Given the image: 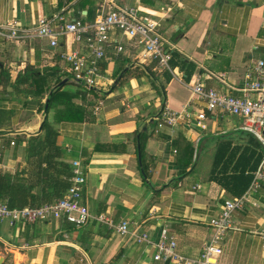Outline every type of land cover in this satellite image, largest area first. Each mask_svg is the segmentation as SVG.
Wrapping results in <instances>:
<instances>
[{
	"label": "crops",
	"instance_id": "0c3cea01",
	"mask_svg": "<svg viewBox=\"0 0 264 264\" xmlns=\"http://www.w3.org/2000/svg\"><path fill=\"white\" fill-rule=\"evenodd\" d=\"M113 5L139 8L162 20L170 65L181 81L156 70L124 37L113 36L124 50L115 55L109 48L101 64L109 87L88 92L76 85L79 89L72 91L82 93L73 100L85 109L82 120L67 118L60 102L47 113L63 161H80L86 174L82 201L92 218L80 228L64 219L0 222V264H172L153 259L164 228L176 239L179 255L196 259L211 235L210 219L225 200L238 197L222 179L232 175L235 163L257 140L241 129L239 118L205 111L192 88L199 80L207 89L240 95L246 73L264 60V0H0V25L16 20L29 28L54 16L61 23L93 22ZM75 49L85 52L69 38H60L57 47L46 39L0 38L1 170L25 167L26 140L8 149L4 144L40 134L46 117L39 109L47 95L27 98L14 82L30 73L46 77L50 88L70 79L59 54ZM123 68L130 72L118 82L115 75ZM164 108L187 111L192 121L160 128L154 119ZM201 111L205 119L197 122ZM144 132L142 162L137 138ZM252 201L257 207L248 204L232 215L235 229L223 237L222 264H264V182ZM98 215L113 225L128 221L129 234H118L96 220ZM134 231L147 233L149 243H137Z\"/></svg>",
	"mask_w": 264,
	"mask_h": 264
},
{
	"label": "built area",
	"instance_id": "2783aa9c",
	"mask_svg": "<svg viewBox=\"0 0 264 264\" xmlns=\"http://www.w3.org/2000/svg\"><path fill=\"white\" fill-rule=\"evenodd\" d=\"M118 34L124 37L131 46L139 48L144 60L155 63V69L168 72L181 81L178 74L171 68L172 54L163 35L162 20L153 19L142 14L139 8L111 6L107 11L98 12L93 22L73 20L61 23L57 16L42 18L35 25L25 28L18 21L11 20L0 25V38L9 42H21L31 39H46L50 46L57 47L60 38H69L73 44L83 48L80 50L62 51L60 60L66 65V72L72 82L86 90L108 88L110 82L101 73V64L109 48L115 55L124 50L123 44L113 37ZM219 80H221L219 78ZM222 81V80H221ZM193 94L204 103L207 112L222 111L241 120V129L256 138L263 149V157L254 173L252 182L246 192L232 199L225 200L220 213L210 219L208 226L211 235L203 245L196 259H187L176 252V239L164 228L155 244V261L172 264H222L223 237L235 228L232 215L243 210L252 201L261 183L264 182V60H258L246 73L243 86L238 89L240 95L230 92L207 89L199 80L192 88ZM205 111L195 117L197 122L205 119ZM154 120L158 127H173L180 122L190 123L192 116L187 111L173 112L164 108ZM14 142H11V146ZM72 177L70 186L63 198L47 203L38 208L10 209L0 203V222L32 224L50 220L64 219L75 228L83 227L92 216L82 201L86 174L80 161H72ZM96 220L113 227L120 235L129 234L128 221L113 225L103 215L94 217ZM137 243H149L147 233H131ZM264 238V230L260 234Z\"/></svg>",
	"mask_w": 264,
	"mask_h": 264
},
{
	"label": "trees",
	"instance_id": "16d2710c",
	"mask_svg": "<svg viewBox=\"0 0 264 264\" xmlns=\"http://www.w3.org/2000/svg\"><path fill=\"white\" fill-rule=\"evenodd\" d=\"M146 71L151 74L150 69H146ZM129 72L130 69L126 71H124V68L121 69L115 75V80L120 82ZM69 82L70 79H67L62 84L63 81L59 80L53 88H50L46 77H38L37 74L36 79L34 73H30L18 77L13 84L15 90L25 94L27 98L41 100L44 95H47L48 107L45 110V104H43L39 109L46 116L40 134L28 137L25 135L16 136V141L9 139L4 144V149H8L11 142H14V145H20L26 140L24 147L25 167L19 164L14 172L0 169V203L6 204L10 209L41 207L44 204L63 198L70 186L71 165L63 161L64 150L57 142V131L47 118V113L55 102L65 105L67 109L63 113L67 114V118L82 120L84 117L85 109L73 103V100L79 98L82 93L81 91L72 93V91L66 90L65 87L68 84L77 85L74 82ZM77 86L83 88L80 85ZM92 90L94 89H90L88 92H92ZM146 139L145 132L140 133L137 138L142 162ZM254 146V151L245 152L244 157L235 163L232 175L222 179V184L226 190L234 196L239 197L245 193L252 182L254 171H256L262 160L263 149L260 148L257 141ZM248 169L253 172L247 173ZM214 179L216 178L214 177Z\"/></svg>",
	"mask_w": 264,
	"mask_h": 264
},
{
	"label": "rangeland",
	"instance_id": "374dc122",
	"mask_svg": "<svg viewBox=\"0 0 264 264\" xmlns=\"http://www.w3.org/2000/svg\"><path fill=\"white\" fill-rule=\"evenodd\" d=\"M123 43H124V41H123ZM66 90H68V91H74V90H76V89H79V87H77L76 85H72V84H68L66 87ZM83 89V88H82Z\"/></svg>",
	"mask_w": 264,
	"mask_h": 264
},
{
	"label": "water",
	"instance_id": "95a60500",
	"mask_svg": "<svg viewBox=\"0 0 264 264\" xmlns=\"http://www.w3.org/2000/svg\"><path fill=\"white\" fill-rule=\"evenodd\" d=\"M64 83H65V81H63L62 84H64ZM47 107H48V100H46V103H45V110L47 109Z\"/></svg>",
	"mask_w": 264,
	"mask_h": 264
}]
</instances>
